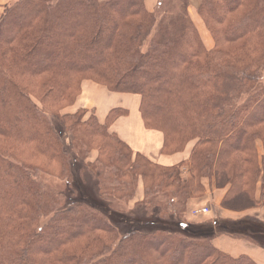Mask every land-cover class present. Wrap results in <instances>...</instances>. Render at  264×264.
<instances>
[{"label":"trees","instance_id":"obj_1","mask_svg":"<svg viewBox=\"0 0 264 264\" xmlns=\"http://www.w3.org/2000/svg\"><path fill=\"white\" fill-rule=\"evenodd\" d=\"M244 1L200 0L196 9L216 46L244 41L221 62L223 52L212 54L203 46L188 14L190 0L159 1L152 12L143 0H5L0 11V264H255L212 244L225 233L264 248L255 237L221 230L223 222L184 219L189 199L203 193L202 178L219 188L224 173L231 185L228 196L252 199L259 185L264 197V159L257 160L255 146L257 140L264 146L259 81L264 0H247L225 29L211 32L212 17L223 24ZM253 53L258 56H246ZM83 78L112 92L139 95L141 118L145 127L163 134V151L179 152L196 140L188 161L157 166L107 133L95 116L81 124L83 114H75L67 122L59 106L46 108V103L73 102ZM92 138L100 156L88 164L85 149ZM65 139L81 144V153L70 152ZM12 145L27 158L19 151L10 154ZM30 158L58 163L54 172L66 179L69 197L47 186L38 174L45 167ZM139 181L141 211L117 210L114 202L132 201Z\"/></svg>","mask_w":264,"mask_h":264},{"label":"crops","instance_id":"obj_2","mask_svg":"<svg viewBox=\"0 0 264 264\" xmlns=\"http://www.w3.org/2000/svg\"><path fill=\"white\" fill-rule=\"evenodd\" d=\"M156 3L157 0H144V5L148 12L153 11ZM4 4L5 0H0V11ZM199 4L200 0H190L188 10L190 8L194 9L196 17V9ZM192 22L195 24L194 20ZM206 48L210 49L211 47L207 46ZM140 101L139 95L112 92L102 85L87 80L81 85V92L75 107L76 109L81 108L93 111L97 120L102 124L108 121L110 114L115 113L109 125V131L127 145L134 154L144 156L153 164L170 168L186 163L190 157L194 142L187 143L182 151L172 154L163 153L164 136L160 131L145 127L139 111ZM256 148L264 159L262 147L256 144ZM200 182L203 187V193L212 200L211 204H209L206 197H196L189 199L187 209L191 212V209L205 207L209 210L207 213L209 216L194 217L190 213L187 221L195 223L206 222L207 224L211 222L214 225L217 222L224 223L227 220L235 222L249 217H256L264 221V197L260 196L259 185H257L254 195L251 196L252 199H248V196H242L255 205L252 209L243 211L244 209L239 210L235 206L229 207V209L222 208V202H227L231 200L229 198L234 197L227 196L228 186L223 189L215 188L213 184H210L209 179L206 178H202ZM142 198L143 188L139 187L136 201H140ZM212 244L217 250L231 258L245 256L255 264H264V248L243 237L240 238L223 233L216 235L212 240Z\"/></svg>","mask_w":264,"mask_h":264},{"label":"rangeland","instance_id":"obj_3","mask_svg":"<svg viewBox=\"0 0 264 264\" xmlns=\"http://www.w3.org/2000/svg\"><path fill=\"white\" fill-rule=\"evenodd\" d=\"M100 1H104V0H100ZM144 1V0H143ZM161 2V5H164L166 3V0H157V3L158 2ZM175 1V0H174ZM243 3V7H241L237 12H234L233 14L231 15H225L223 17V24H220V25H217L214 21V17H212L211 19V25H212V33L214 32V30H217V29H225L226 27V23L227 22H230L231 19H233L235 16L239 15L243 9H245L246 5H247V0H245ZM157 5H155V9L157 8L156 7ZM189 8V7H188ZM154 10V9H153ZM188 10V9H187ZM188 14L190 15V17L192 18V20H194L195 22V27L198 31V34L202 40V43H203V46L205 47L206 50H213L212 51V54L215 53V50H220L221 52H223V54H225L226 56H223L221 57V62L222 61H227V59H231V57L233 56L231 53H234V51H236L242 44L244 41H237V42H234V43H231V42H227V41H221L219 44H217L216 46V43H215V38L213 35H211L210 31L206 28V26L204 25L203 21L198 17L195 16V10L190 8V10H188ZM201 21V22H200ZM211 30V29H210ZM230 41V40H228ZM210 46L211 48L210 49H207L206 47L207 46ZM239 55H241V53H239ZM246 56L250 57L249 59H253L255 58L256 56H258L257 54L253 53V54H247ZM241 60H243L242 56L240 58ZM253 62H256L255 60ZM256 67V66H255ZM255 68H251V71H253ZM89 80V78H86V79H81V81L78 83V86H77V94L75 95V98L73 99V102L71 103H66L64 100H60L59 104L56 103H52V104H44L46 106V108H57L59 106V114L60 116L64 117V116H69L68 121H72L71 117L75 116V114H77L76 117H80L82 114L83 116L81 117V120H80V123L81 124H85L87 123L90 119H94L93 117L95 116L94 112L93 111H90V110H85V109H76L75 107V104H76V101L79 97V94L81 92V85L84 81H87ZM260 83L262 84V86H264V71L260 74ZM93 82V81H92ZM38 83V80L37 81H34V85H36ZM23 85H26L27 86V82L24 81L22 83ZM28 85H30L28 83ZM31 86V85H30ZM38 96H40L38 94ZM33 101L41 108V105L38 103V101L34 100ZM58 101V100H57ZM250 107L252 105H249ZM249 107V108H250ZM115 115V113H112L110 114L109 118H108V121L106 123H104L107 127V133L109 134H112L110 131H109V125L111 123V120L113 118V116ZM99 122V121H98ZM71 123V122H70ZM100 123V122H99ZM102 125V123H100ZM69 139V137H68ZM68 139H65V147L73 153V150L76 152V153H81V144H79L78 142L74 141V140H68ZM93 139V138H92ZM93 142V145H90L87 149V152H85V157L86 159L84 160V163H88V164H92L97 156H100L99 154V149H98V143L96 140H92ZM189 142H194V144L196 143V140H192V141H189ZM188 142V143H189ZM92 144V143H91ZM256 144H258L259 146L262 147V150L264 151V146L263 144L257 140L255 142V146ZM187 145V143H186ZM185 145V146H186ZM10 149H8V151L10 152V154H12L13 152L15 151H19L20 153V158H27L24 153L25 151L21 148L18 149V147L12 145V146H9ZM185 148V147H183ZM17 149V150H15ZM257 149V148H256ZM258 152V151H257ZM34 152H32L31 154H33ZM163 153L165 154H172V153H176V151H173V148H169L167 150H164ZM264 153V152H263ZM26 154V153H25ZM257 157L259 160L260 158H262L260 156V153H257ZM32 159V158H30ZM33 160V159H32ZM30 161V160H29ZM32 163L34 164H37V165H43V167H45L43 170L39 171V178L47 185L49 186L50 188H52L53 190L55 191H60L64 194V196H68L70 195V190L69 188L67 187L66 185V179H63V177H60V173L57 174L56 172L54 171H57V169H59V165L58 163L55 164V163H51L52 161H48L46 159V161H44L43 159L41 161L39 160H36V161H31ZM49 165V166H47ZM50 169H48V168ZM57 167V168H56ZM59 172V171H58ZM187 176V175H186ZM221 178H223V182H225V184H220L222 185L221 187L219 186V189H223L225 187L228 186V188H231V185H226V180H224L226 178L225 174L221 173L220 174ZM207 179V178H206ZM247 179V178H246ZM201 181V180H200ZM210 184H213V186L215 187V183H213L212 180H209ZM201 183V182H200ZM139 187H142L143 188V185H142V182L139 181L138 185H137V188H136V191H135V197L132 201H115L114 202V206L117 210H120L121 212L123 213H126V214H131V213H134V212H139L141 210L139 209H142V207L140 206H136V199H137V191L139 189ZM216 188V187H215ZM229 191V189H228ZM208 197V195H205V193H202V192H198L197 194H195L194 196H192L194 198H200V197ZM228 196V195H227ZM69 197V196H68ZM76 196H72L71 198H74ZM71 198H68L71 200ZM235 198V199H234ZM208 199V202L209 204H211V199L210 198H207ZM231 200H228L227 202H222L223 204L221 205L222 208H226V209H229V207H236L237 209H244L243 211H246L248 209H252L253 206H255L254 204L250 203L247 199L243 198L242 196H235V197H231L229 198ZM234 200V201H233ZM236 200V201H235ZM70 203H72V201H70ZM136 206V207H135ZM205 207H201V208H194V209H191V212H194V211H199V213H197V216L198 217H202V216H209L207 215L206 212H202L201 210L204 209ZM190 210L187 209V205H186V213L184 215V219L185 220H189L188 219V216L190 215ZM192 215V214H191ZM195 216V217H197ZM251 218L250 220H238V221H235L234 222H231V221H225L223 227L221 228V230H226L228 231L229 233H243V234H246V235H250L252 237H255L257 239V241H259L260 243L264 244V221H262L261 219L259 218H256V217H249ZM49 217H46L44 219H41V223H44L46 221H48ZM206 227L204 226L203 229H205ZM260 234V235H259ZM56 242V240H54L53 242L51 243H47L48 246H52L54 243ZM116 242H113V244H115Z\"/></svg>","mask_w":264,"mask_h":264},{"label":"built area","instance_id":"obj_4","mask_svg":"<svg viewBox=\"0 0 264 264\" xmlns=\"http://www.w3.org/2000/svg\"><path fill=\"white\" fill-rule=\"evenodd\" d=\"M201 211H202V212H206V213L209 212L208 208H204V209H202ZM197 213H199V211L191 212L192 216H194V217L197 216Z\"/></svg>","mask_w":264,"mask_h":264}]
</instances>
